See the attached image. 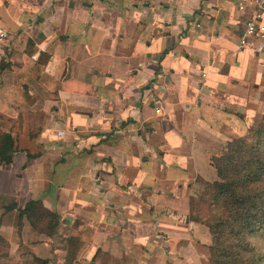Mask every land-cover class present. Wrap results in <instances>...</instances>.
Here are the masks:
<instances>
[{
  "label": "crops",
  "instance_id": "obj_1",
  "mask_svg": "<svg viewBox=\"0 0 264 264\" xmlns=\"http://www.w3.org/2000/svg\"><path fill=\"white\" fill-rule=\"evenodd\" d=\"M253 1L0 0V116L26 114L43 72L85 85L49 91L50 122L31 146L43 143L42 153L29 160L36 151L22 148L0 167V193L15 186L33 199L48 173L65 207L58 190L37 197L57 204L62 225L80 220L104 235L98 249L117 255L123 241L118 255L136 264L148 252H160L155 264H177L189 249L199 257L197 245L212 241L190 221L197 178L216 180L212 155L264 115V50L252 38L241 45ZM7 228L3 220L0 236L18 251Z\"/></svg>",
  "mask_w": 264,
  "mask_h": 264
},
{
  "label": "trees",
  "instance_id": "obj_2",
  "mask_svg": "<svg viewBox=\"0 0 264 264\" xmlns=\"http://www.w3.org/2000/svg\"><path fill=\"white\" fill-rule=\"evenodd\" d=\"M80 84L73 79L46 77L44 86L57 94ZM17 152L14 135L0 131V167L11 166ZM36 157L28 153L29 160ZM211 163L217 179L198 177L200 187L189 202L190 221L205 225L211 234L210 264H264V115L247 134L230 140L221 153L212 155ZM16 208L35 228L47 223L52 235L57 233L61 216L48 209L42 198L30 199L22 207L7 206L6 211ZM68 241L66 264H76L83 242L79 237ZM11 263L0 258V264Z\"/></svg>",
  "mask_w": 264,
  "mask_h": 264
},
{
  "label": "rangeland",
  "instance_id": "obj_3",
  "mask_svg": "<svg viewBox=\"0 0 264 264\" xmlns=\"http://www.w3.org/2000/svg\"><path fill=\"white\" fill-rule=\"evenodd\" d=\"M41 70V69H39ZM46 73L43 72L39 75L40 83L34 85V89L32 90V95H29V100L32 102L33 106L23 107L26 114L22 117H18V120H14L7 115L0 116V131L3 132H11L13 135L15 134V138L17 141V149L18 152L22 151V148L28 147V150L32 152L33 142L35 140L36 135H42L45 131L46 127L49 125L50 117H48L46 113V109L44 107V101L47 99L48 91L43 88V84L46 81ZM49 95H51L49 93ZM52 96V95H51ZM33 99V100H31ZM43 149V143L38 144L34 147V150L38 153H34L39 155L41 154ZM33 150V151H34ZM20 160L18 161V164ZM42 165H40L41 167ZM47 167V166H46ZM43 173V172H42ZM41 173V175H42ZM40 186L35 193L30 194L29 197L38 198V194L40 192H48L50 190L49 185V174L46 173L45 176H40ZM53 182V181H52ZM198 183V182H197ZM200 187L198 183L193 187V192ZM8 191L5 193H0V208L4 209L3 217L0 218V226L3 223V220H6L8 225L11 226L10 230L7 228V232H4L5 236L12 240L11 242L16 243L19 247L18 251L15 250V246L11 245L9 241H6L5 237L1 238L0 236V258L9 259L13 264L19 262L15 256L21 253V256L24 260L23 264H43V260H50V264H66V254L67 249L69 247V238L70 237H79L83 242V247L79 253V261L76 264H136L135 255H133L134 259L126 258L124 252L118 255V251L123 247V241H116V250L117 255L111 253V251H103L101 248H97V244H100V240L105 238L104 235L95 234L94 229L86 228L84 229L81 225H85L80 220H76L72 226H64L62 225V220L60 218V223L58 226L57 233L52 235V230L48 227L47 223L42 225L39 228H35L27 217L21 215V212L18 208L12 211H6L7 206H12L13 204H17L18 207H22L27 201V196L23 195L22 189L20 188L19 192L15 186H9ZM59 194L62 193L63 190L57 189ZM57 190H50L52 197L57 194ZM192 192V193H193ZM67 192L62 193V204L60 209H64L65 207V199L67 197ZM50 195V196H51ZM48 196V198L50 197ZM86 196V195H85ZM87 198L92 203L94 207L95 202L91 199L90 195L87 194ZM64 203V204H63ZM55 204V205H54ZM53 204V212L56 211V203ZM86 210L94 213V208H90L88 205ZM52 211V210H51ZM75 213V212H74ZM66 219H69L72 214H66ZM63 217V215H61ZM76 219V218H74ZM51 220V219H50ZM49 223V220L47 221ZM53 224V222H52ZM79 226L82 228L80 229ZM13 232V234H12ZM210 233V232H209ZM211 235V234H210ZM99 239V240H98ZM110 240V248L112 247L111 238ZM212 241V238H211ZM99 242V243H98ZM123 242V243H121ZM213 242V241H212ZM211 242V243H212ZM46 243V244H45ZM48 245V246H47ZM109 245V244H108ZM211 245V244H210ZM205 247L204 245H197V249L199 251V257H197L193 250H188V256L183 261H177V264H210V250L209 247ZM140 250L139 247H132V253H138ZM120 253V252H119ZM144 253V252H143ZM147 253V252H146ZM159 251L153 253V259L150 258V253L145 254L149 258V262L146 263L142 258L138 259V262L141 264H155V261L159 260ZM142 254V253H141ZM143 255V254H142ZM19 256V255H18Z\"/></svg>",
  "mask_w": 264,
  "mask_h": 264
},
{
  "label": "built area",
  "instance_id": "obj_4",
  "mask_svg": "<svg viewBox=\"0 0 264 264\" xmlns=\"http://www.w3.org/2000/svg\"><path fill=\"white\" fill-rule=\"evenodd\" d=\"M240 8L244 9L245 4L240 3ZM253 8L255 13L246 22L245 35L241 40V45L247 46L249 39L252 38L258 40L260 49L264 50V0H254ZM7 35L6 31H0V37H6Z\"/></svg>",
  "mask_w": 264,
  "mask_h": 264
}]
</instances>
